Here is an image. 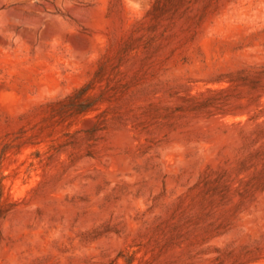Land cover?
<instances>
[{"label": "rangeland", "instance_id": "obj_1", "mask_svg": "<svg viewBox=\"0 0 264 264\" xmlns=\"http://www.w3.org/2000/svg\"><path fill=\"white\" fill-rule=\"evenodd\" d=\"M0 264H264V0H0Z\"/></svg>", "mask_w": 264, "mask_h": 264}, {"label": "trees", "instance_id": "obj_2", "mask_svg": "<svg viewBox=\"0 0 264 264\" xmlns=\"http://www.w3.org/2000/svg\"><path fill=\"white\" fill-rule=\"evenodd\" d=\"M2 178H1V176H0V194H1V190H2Z\"/></svg>", "mask_w": 264, "mask_h": 264}]
</instances>
